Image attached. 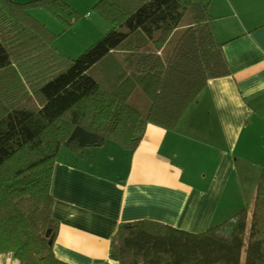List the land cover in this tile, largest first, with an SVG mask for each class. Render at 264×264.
<instances>
[{
    "label": "trees",
    "instance_id": "1",
    "mask_svg": "<svg viewBox=\"0 0 264 264\" xmlns=\"http://www.w3.org/2000/svg\"><path fill=\"white\" fill-rule=\"evenodd\" d=\"M35 8L55 19L61 33L81 18L63 0H0V255L18 264H67L53 253L59 224L50 187L60 150L84 148L68 141L74 128L98 136L86 147L110 141L134 152L148 124L174 131L208 82L230 72L200 2L99 0L92 12L110 29L75 59L53 48L59 34L30 15ZM185 13L189 24L174 40ZM116 53L124 54L127 72H112ZM136 87L150 102L145 115L128 104ZM109 259L264 264V164L250 206L198 234L152 221L121 223Z\"/></svg>",
    "mask_w": 264,
    "mask_h": 264
},
{
    "label": "crops",
    "instance_id": "2",
    "mask_svg": "<svg viewBox=\"0 0 264 264\" xmlns=\"http://www.w3.org/2000/svg\"><path fill=\"white\" fill-rule=\"evenodd\" d=\"M63 1L81 15L66 32L43 10L39 15L59 34L54 48L74 57L110 25L92 12L99 0ZM182 1L208 6L230 75L210 80L174 131L148 124L134 152L110 141L78 154L60 150L50 192L59 224L53 253L64 263L118 264L109 259V248L121 223L152 221L198 234L253 201L264 164V0ZM188 24H180L172 38ZM123 58L111 57L113 73L127 72ZM133 96L149 108L140 88L128 100ZM0 264L18 262L7 254L0 255Z\"/></svg>",
    "mask_w": 264,
    "mask_h": 264
},
{
    "label": "water",
    "instance_id": "3",
    "mask_svg": "<svg viewBox=\"0 0 264 264\" xmlns=\"http://www.w3.org/2000/svg\"><path fill=\"white\" fill-rule=\"evenodd\" d=\"M76 140L80 147H86L90 145H95L98 142V136L94 133L87 132L80 127H75L70 134L68 141ZM49 231L46 235L48 236Z\"/></svg>",
    "mask_w": 264,
    "mask_h": 264
},
{
    "label": "rangeland",
    "instance_id": "4",
    "mask_svg": "<svg viewBox=\"0 0 264 264\" xmlns=\"http://www.w3.org/2000/svg\"><path fill=\"white\" fill-rule=\"evenodd\" d=\"M196 2H199V1H196ZM36 11H38V12H36ZM29 13H30V15L33 17V18H35L36 20H38L39 22H41V23H43L41 20V18H40V15H39V13H40V10L38 9V8H35V9H31L30 11H29ZM189 21V15L187 14V13H185L184 14V16H183V18H182V21H181V26L182 25H185L187 22ZM44 24V23H43ZM180 34V32L179 33H177L176 34V36L177 35H179ZM53 48H54V45H53ZM83 53V52H82ZM81 53V54H82ZM80 54V55H81ZM79 55H76L75 54V56L74 57H70V58H72V59H75V58H77ZM141 100H144L146 103H147V98L145 97V96H142L141 97ZM128 104L130 105V106H133L134 108H136L141 114H144L145 113V111L147 110V108H148V106H143L142 105V103H141V105L140 104H138L137 102H135V96H133L130 100H128ZM147 105V104H146Z\"/></svg>",
    "mask_w": 264,
    "mask_h": 264
}]
</instances>
